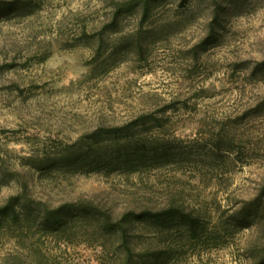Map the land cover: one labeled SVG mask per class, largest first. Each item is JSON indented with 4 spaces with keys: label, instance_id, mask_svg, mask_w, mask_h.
<instances>
[{
    "label": "rangeland",
    "instance_id": "1",
    "mask_svg": "<svg viewBox=\"0 0 264 264\" xmlns=\"http://www.w3.org/2000/svg\"><path fill=\"white\" fill-rule=\"evenodd\" d=\"M36 1L35 13L0 19V155L35 197L59 205L80 196L117 216L176 197L224 208L256 193L264 181V0H163L140 29L141 42L116 53L118 39L106 35L100 47L92 34L122 0ZM217 4L227 11L222 36L196 58L194 45L208 33ZM141 16H128L116 35L137 32ZM165 104L172 105L171 137L184 150L225 124L236 147L219 166L199 154L144 172L40 173L29 166L102 123L121 124ZM16 179L0 172V204L19 190ZM68 227L34 224L24 236L15 226L0 228V264L16 253L43 264H118L113 238L87 223ZM254 235L255 228L242 230L229 246L201 249L181 264H245ZM133 239L149 241L144 234Z\"/></svg>",
    "mask_w": 264,
    "mask_h": 264
},
{
    "label": "trees",
    "instance_id": "2",
    "mask_svg": "<svg viewBox=\"0 0 264 264\" xmlns=\"http://www.w3.org/2000/svg\"><path fill=\"white\" fill-rule=\"evenodd\" d=\"M162 1H119L113 5L112 17L92 35H100V47L106 35L108 39H118L114 43L118 48L114 53L123 47L129 48L135 41L141 42L143 33L140 29ZM186 1L190 0H181L179 4ZM40 7L36 0H0V19L29 16ZM218 7L219 4L209 23L208 33L194 45L196 58L217 45L222 36L220 29L227 11L224 7L218 10ZM138 11L142 21L137 32L116 35L123 21ZM117 60L124 61L126 57ZM114 62L109 66H114ZM171 108L172 105L165 104L143 111L121 124L102 123L82 142L68 145L59 153H47L29 166L40 173L62 169L144 172L180 161L187 158V154L192 155L188 161L194 160L193 154H199L208 158L211 165L219 166V160L229 156L236 147L225 124L218 131L209 132L202 143L197 142L188 148L189 151L184 150L176 144V136L171 137L175 128L173 115L168 113ZM4 162L0 155V172L10 179L17 178L20 187L0 204V228L11 230L15 226L20 230V236L26 235L34 224L42 225L48 231L66 232L72 223H87L94 233L117 242L118 264H181L201 249L229 246L237 233L255 228V235L244 248L245 264H264V181L252 197L235 200L224 208L192 205L184 198L176 197L165 205L131 207L116 216L113 211L80 196L67 197L59 205H50L47 200L32 194L28 181L17 176L21 174L20 170L6 167ZM142 234L149 237V241L142 243L133 239ZM103 245L106 246V242ZM10 261L7 264H43L36 259L25 260L18 253L11 255Z\"/></svg>",
    "mask_w": 264,
    "mask_h": 264
}]
</instances>
